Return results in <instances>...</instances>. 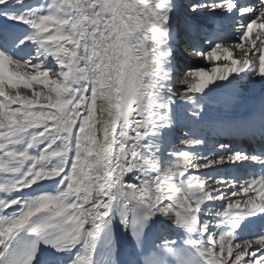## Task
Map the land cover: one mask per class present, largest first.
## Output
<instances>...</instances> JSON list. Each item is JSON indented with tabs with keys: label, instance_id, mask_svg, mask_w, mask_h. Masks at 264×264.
Returning <instances> with one entry per match:
<instances>
[{
	"label": "snow or ice",
	"instance_id": "snow-or-ice-1",
	"mask_svg": "<svg viewBox=\"0 0 264 264\" xmlns=\"http://www.w3.org/2000/svg\"><path fill=\"white\" fill-rule=\"evenodd\" d=\"M0 264H264V0H0Z\"/></svg>",
	"mask_w": 264,
	"mask_h": 264
}]
</instances>
